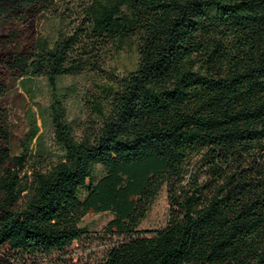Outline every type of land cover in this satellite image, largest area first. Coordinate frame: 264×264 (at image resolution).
Returning a JSON list of instances; mask_svg holds the SVG:
<instances>
[{
    "label": "trees",
    "instance_id": "obj_1",
    "mask_svg": "<svg viewBox=\"0 0 264 264\" xmlns=\"http://www.w3.org/2000/svg\"><path fill=\"white\" fill-rule=\"evenodd\" d=\"M129 39L134 70L75 125L59 80ZM32 78L57 151L33 126L12 154L0 112V248L61 252L108 212L95 264H264V0H0V94ZM162 187L165 225L139 229Z\"/></svg>",
    "mask_w": 264,
    "mask_h": 264
},
{
    "label": "rangeland",
    "instance_id": "obj_2",
    "mask_svg": "<svg viewBox=\"0 0 264 264\" xmlns=\"http://www.w3.org/2000/svg\"><path fill=\"white\" fill-rule=\"evenodd\" d=\"M136 61V44L134 39H129L123 43L122 49L107 60V64L103 66L104 72L97 75L84 73L61 78L59 83L66 88L65 104L68 119L78 126L90 124L89 120L93 113L91 101L99 94L100 86L106 85L104 76L111 73L120 77L134 70ZM49 103L50 92L44 78H32L26 81L13 79L1 92L0 112L10 131L9 146L12 154L20 152L21 145L33 126L36 128V136L32 138L31 143L51 154L56 153L48 117ZM167 213V193L165 187H162L138 228L141 230L162 228L166 223ZM110 218L111 214L108 212L86 214L80 221V226L86 230L85 235L73 241L61 252L25 255L15 253L3 246L0 248V264L98 263L109 246L110 239L103 235L101 228Z\"/></svg>",
    "mask_w": 264,
    "mask_h": 264
}]
</instances>
